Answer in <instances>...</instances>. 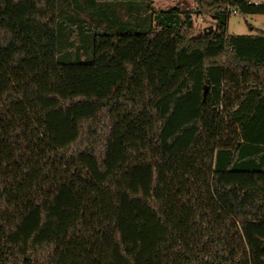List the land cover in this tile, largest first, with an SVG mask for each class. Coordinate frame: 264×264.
I'll list each match as a JSON object with an SVG mask.
<instances>
[{"label": "trees", "instance_id": "obj_1", "mask_svg": "<svg viewBox=\"0 0 264 264\" xmlns=\"http://www.w3.org/2000/svg\"><path fill=\"white\" fill-rule=\"evenodd\" d=\"M118 1L62 62L58 0H0V264H264V0Z\"/></svg>", "mask_w": 264, "mask_h": 264}, {"label": "rangeland", "instance_id": "obj_2", "mask_svg": "<svg viewBox=\"0 0 264 264\" xmlns=\"http://www.w3.org/2000/svg\"><path fill=\"white\" fill-rule=\"evenodd\" d=\"M151 3L154 11H166L176 5L186 10L196 8V0H151ZM106 4L108 6H104ZM58 12L59 39L57 48L58 60L62 62H74L79 57L90 59L91 33L95 30L93 26L97 21H104L105 18L110 20L113 16L122 17L123 21L132 22L134 20L132 15H127V3L125 1L97 2L93 5L91 0H58ZM192 18L194 34H198L202 30H206V27L211 26L209 18L205 15H193ZM256 30L264 32V15L231 13L227 19L226 31L228 34H249ZM208 31L206 33L210 34L212 30ZM78 49L82 50L81 54H78Z\"/></svg>", "mask_w": 264, "mask_h": 264}, {"label": "water", "instance_id": "obj_3", "mask_svg": "<svg viewBox=\"0 0 264 264\" xmlns=\"http://www.w3.org/2000/svg\"><path fill=\"white\" fill-rule=\"evenodd\" d=\"M206 28L209 30L208 32H210V31L212 30V27H211V26L206 27ZM206 92H207V87L204 86V87H203V93H202V96H203V97H205Z\"/></svg>", "mask_w": 264, "mask_h": 264}, {"label": "built area", "instance_id": "obj_4", "mask_svg": "<svg viewBox=\"0 0 264 264\" xmlns=\"http://www.w3.org/2000/svg\"><path fill=\"white\" fill-rule=\"evenodd\" d=\"M252 1V0H251ZM254 4H257L258 2L257 1H252Z\"/></svg>", "mask_w": 264, "mask_h": 264}]
</instances>
